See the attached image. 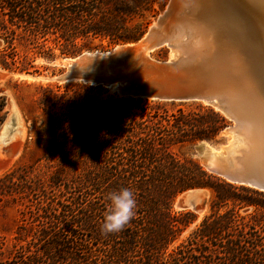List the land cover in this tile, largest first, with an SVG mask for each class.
<instances>
[{"label":"trees","instance_id":"obj_1","mask_svg":"<svg viewBox=\"0 0 264 264\" xmlns=\"http://www.w3.org/2000/svg\"><path fill=\"white\" fill-rule=\"evenodd\" d=\"M127 5L0 0V68L34 75L38 58H74L94 41L137 42L146 25L131 28L136 15ZM104 93L67 85V170L59 165L62 145L47 140L33 164L0 175V206L19 212L11 236L0 234V264H264V192L230 184L175 152L217 144L223 116L197 103L186 110L187 103L101 99ZM5 106L0 96V124ZM122 188L133 191L135 214L121 231L102 234L106 194ZM197 188L211 194L209 213L168 252L196 221L191 211H174V202Z\"/></svg>","mask_w":264,"mask_h":264},{"label":"water","instance_id":"obj_2","mask_svg":"<svg viewBox=\"0 0 264 264\" xmlns=\"http://www.w3.org/2000/svg\"><path fill=\"white\" fill-rule=\"evenodd\" d=\"M219 1L222 18L206 13L209 3L203 5L199 14L197 3L184 5L179 18L167 29L159 24L134 44L120 45L109 52L83 53L55 80L113 87L120 97L199 102L212 107L225 119L219 132L223 135L222 143L214 149L202 141L195 147L194 156L208 173L230 184L264 192V5L256 9L254 0L236 1L237 9H241L239 2H243L255 13L252 52L239 37V25L231 18L230 0ZM194 14L208 24L215 21L218 33L214 36L193 27L190 16ZM140 43L138 49L126 48ZM163 48L168 51L167 59L156 61L150 57V53ZM15 112L16 107L9 102L0 137L3 131L13 132L17 125ZM13 158L11 146L0 143V173ZM179 198L180 210L198 214L207 208L208 191L191 189Z\"/></svg>","mask_w":264,"mask_h":264},{"label":"rangeland","instance_id":"obj_3","mask_svg":"<svg viewBox=\"0 0 264 264\" xmlns=\"http://www.w3.org/2000/svg\"><path fill=\"white\" fill-rule=\"evenodd\" d=\"M150 1L151 0H128V5L125 8L126 11H130L131 13L136 15L131 25V28L133 30L137 29L141 25L143 26L146 25V32H145L146 34L148 30H150L153 26H155L158 23L159 19L165 15L172 0H156L152 4L149 3ZM191 1L192 0H188L186 1V3L184 2L182 3V5H179L180 10L184 7V5L190 4L191 6L195 3H198L196 5L197 6L199 5L198 13H200L203 12V8H204L203 5L209 3L210 9L207 8L205 11L209 12L210 14L213 13L211 11L212 5L210 0H208L207 2L205 1L203 5L199 1L198 2L197 1L191 2ZM220 14L221 15L216 17L214 13L211 15L214 18L217 17L222 18V13ZM198 23H200V28L206 29V24L204 21ZM245 27H247V23H245ZM237 29L238 32H240L239 37L242 39V41H244L246 38L244 31L242 29L239 30V27ZM212 30L214 31L215 35L219 31L218 24L215 21L213 22ZM145 34L141 38H143ZM247 35L248 34L246 33V36ZM244 42L247 43L246 41ZM134 43L136 42L129 44H134ZM248 43L254 44V41L253 43L252 42H248ZM129 44H122V45H129ZM88 45L89 48H91V50H85L83 53L109 52L112 51L114 48L116 47L118 48L120 46V45L110 46L107 41H103V42L94 41ZM135 48L136 47H133V49ZM161 50H163V52H161ZM149 55L152 59L156 61L165 60L169 56L166 48L156 50L150 53ZM74 58L58 57L54 61H50L44 58H38L34 63L37 71V73L34 75L10 73L0 68V96L5 97V104H6L4 110V118L2 123L0 124V128L4 124L6 116L9 112V102H12L16 107V115L18 116L21 126L23 127L22 138L18 142H12L9 144L13 149L15 148V146H17V154L9 162V164L7 165V169L1 172L0 175L7 172L14 166L33 164L35 158L39 157L41 152L40 150L42 149L44 142L47 140H52L53 142H56V145L59 144L62 145L59 148L62 149L64 153L61 154L59 165H62L65 169L67 168V160L64 161L62 158V157H66L67 155V130H63L61 126L62 118L63 117L67 118V85L68 84L85 85V84L75 83V82L59 83L55 79L62 71H64L74 61L73 60ZM31 71L34 72V70L32 69ZM87 86H91V85H87ZM92 87H97V86H92ZM100 87L103 88L105 91L103 96L100 97L101 99H105L109 95L119 96L113 87L112 88H106L103 86ZM94 95L96 94L94 93ZM46 98L48 100L43 102V99ZM175 103H182V102H175ZM194 103L202 104L206 106L205 104L199 102H187L184 108L186 110L193 109ZM32 121L35 122V125L34 124L32 125ZM7 136H11V133H8ZM222 140H223V135L219 134L217 137V141H218L217 144H212L209 142L208 143L214 149H219ZM195 147L187 146L182 149H175V152L180 156L193 157L194 159L198 160L202 165L201 160L194 156ZM24 152H26V156L23 158L22 155ZM45 163L46 162L43 161L40 167L42 168L43 166H45ZM179 196L176 198L173 206V210L176 212L182 211L177 206L178 201L180 199ZM210 198H211V194L208 191L206 210L203 211L202 213H198V214L194 213L196 216V221L183 232L181 238L174 243V245L169 249L168 252H170L174 247L179 245L183 240L188 238L191 232L196 228V226H198L201 223V221L204 219V217L209 213ZM250 212L251 210L248 211L241 210L240 214L246 215L247 213ZM18 218H19V212L17 207L9 204H4L0 206L1 236H6V237L11 236L12 232L16 227Z\"/></svg>","mask_w":264,"mask_h":264},{"label":"bare ground","instance_id":"obj_4","mask_svg":"<svg viewBox=\"0 0 264 264\" xmlns=\"http://www.w3.org/2000/svg\"><path fill=\"white\" fill-rule=\"evenodd\" d=\"M186 1H188V0H186ZM186 1L185 0L184 1L183 0H172L170 5H169V7H168L167 12L165 13V15L162 16L159 19L158 23L155 26H153L151 29L159 26V24L161 25V28H163V30L167 29L170 24H172L175 20H177L179 18V11H180L179 5H182V3H184V2L186 3ZM196 1L197 2L199 1L203 5V3H205V1L207 2L208 0H192L191 2H196ZM210 1H211V5H212L211 11L214 13L215 17L221 15L220 13H221V10H222V5L219 4L220 1L219 0H218L219 2L217 0H210ZM236 1L237 0H230V4H231V9L230 10H231V14H232L231 18H232V20H233V22L235 24L239 25L238 26L239 30L242 29L244 31L245 37H246L244 41H246L247 44L249 45L248 48L250 47L252 52H254L253 51L254 50V44H251V43H248V42H252L253 43V41H254V37H253L254 36V28L257 25V23H255V21H256V17L254 15L255 13L252 14L251 10L246 8L247 6L244 7V3L243 2H239V3H241V6L244 7L245 10L242 7H241V9L240 8L237 9ZM253 3L255 5L256 9H258V8L261 9V5L262 4L264 5V1L263 0L261 1V3H260L259 0H254ZM217 4H219V5H217ZM242 9L245 12V17L243 19H242V16H241ZM263 11H264V9H263ZM206 13H208V12H206ZM213 13H211V14H213ZM236 15H238V16H236ZM190 20H191V23L194 25L193 27H195V28L197 27V28H199L201 30L209 31L212 35L215 36V33L212 30L213 23L211 25V24H208L207 22H205L206 29L205 28L203 29V28H200V23H198V22L203 21L200 17H198L197 15L194 14V15L190 16ZM242 20H243V23H242ZM241 23H242V25H241ZM245 23H247V27H245ZM258 25H259V27H262L260 25V23H258ZM231 26L233 27V23L232 22H231ZM246 33L248 34L247 36H246ZM228 39L229 38L227 37L225 40H228ZM212 40H213V37H212ZM140 46H142L141 43L138 46H126V48L136 47L135 49H138V47H140ZM119 48L120 47H118L117 49H119ZM16 118H17V125L15 126L13 132H11V136H7V134L9 132L6 133L5 131H3V133L1 134V137H0V143L1 144H5L6 143V145H9L12 142H18L22 138V136H23V127L21 126L20 120H19L17 115H16ZM11 149L14 152V156H16V154H17V146H15L14 149L13 148H11ZM202 212H200V213H202Z\"/></svg>","mask_w":264,"mask_h":264},{"label":"clouds","instance_id":"obj_5","mask_svg":"<svg viewBox=\"0 0 264 264\" xmlns=\"http://www.w3.org/2000/svg\"><path fill=\"white\" fill-rule=\"evenodd\" d=\"M107 205L101 224L102 234L121 231L133 218L136 200L132 190L122 188L106 194Z\"/></svg>","mask_w":264,"mask_h":264}]
</instances>
